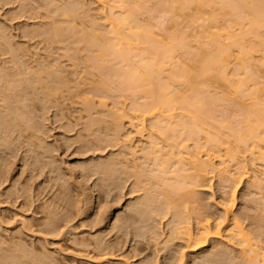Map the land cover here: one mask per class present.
Returning <instances> with one entry per match:
<instances>
[{
	"label": "rangeland",
	"instance_id": "374dc122",
	"mask_svg": "<svg viewBox=\"0 0 264 264\" xmlns=\"http://www.w3.org/2000/svg\"><path fill=\"white\" fill-rule=\"evenodd\" d=\"M71 1L75 6V0H0V264L13 260L17 264H245L242 246L230 235L233 217L261 251L259 264H263L264 181L260 188L250 178L236 180L235 185L216 169L200 184L194 183L196 187L190 185L195 192L190 198V189L173 191L174 195L170 191L171 196L170 188L160 184L163 180L149 179L156 173L144 156L149 139L156 136L154 140L168 149L163 148L166 156L176 148H167L170 140L163 144L159 135L152 134L149 117L144 118L142 136L128 121L123 130L115 128L112 114L123 108L129 113L135 96L117 60L103 63L95 48L85 47L88 38L101 39L104 32L97 1L83 0L91 9L85 8L88 13L76 4L78 15L82 11L85 15L65 16L63 7ZM149 1L144 0L137 19L164 37L169 17L154 6L155 0ZM261 53L249 61H255L250 69L256 75L255 86L263 84L264 98ZM231 64L233 71L236 66ZM37 72H43L59 92L47 95L36 89L33 82L41 78ZM53 82L62 85L56 88ZM15 87L23 89L22 98L16 99ZM228 104L214 105L215 120L240 110L237 102ZM10 110L24 114L35 135L23 125L20 129L17 120L11 122ZM193 140L186 143L194 151ZM263 163L256 161L251 173L262 176ZM168 196L174 197L171 207L177 208H168ZM231 200L228 220L225 205ZM177 212L185 223L175 230ZM206 222L220 235L202 247L199 226ZM188 228L195 234L193 241L186 237Z\"/></svg>",
	"mask_w": 264,
	"mask_h": 264
},
{
	"label": "bare ground",
	"instance_id": "6f19581e",
	"mask_svg": "<svg viewBox=\"0 0 264 264\" xmlns=\"http://www.w3.org/2000/svg\"><path fill=\"white\" fill-rule=\"evenodd\" d=\"M96 1L98 11L104 17L101 23L104 32L107 24L109 29L105 33L99 31L102 35L101 39L94 36L88 38L85 47L95 48L93 50L97 53V59L103 63L112 59L117 60L118 68L136 99L129 113L123 108L115 115L112 114L111 119L115 120V128L118 131L123 130L126 127L125 121H128L130 126L137 128L135 134L142 136L145 127L144 118L149 117L153 121L152 134L159 135L163 144L165 140L167 142L170 140L167 148L168 146L172 149L176 148L173 152L169 149L170 153L167 151L166 156L163 154L166 153L163 151L166 146L163 147L157 142L158 140L155 141L156 136L153 135L152 139V134H148L151 140L149 139L150 144L144 156L152 161L156 169H154L155 175L152 174L153 177L148 178H156L157 183L165 181L159 183L162 185L164 183L170 188L166 192L171 191L173 195L184 188L185 193L190 189L188 197L192 192L195 193L194 183L200 184L216 169L226 180H233L235 185L238 184L236 180L240 182L243 178H250L252 184L260 188L264 181V169L260 170L263 172L262 176L251 171L256 167V161L264 162V98L260 93L263 84L261 87L255 86L256 75L250 69L255 61L249 60L255 59V55L259 52L264 54V0H155L154 6L163 8L166 11H163V14L167 13L169 17L168 32L161 38L148 27L149 25L137 19L144 0ZM74 2L75 6L71 1L73 4L68 5L69 8L63 7L65 16L70 13L78 15L81 10L85 13L87 12L85 8L88 10L90 8L83 0ZM76 4L82 9L77 8ZM189 10L192 12L190 13ZM93 22L95 26L96 20ZM104 22L107 24L105 25ZM81 41L78 43L81 44ZM14 53L13 56L17 57ZM232 62L236 66L233 71L230 70L234 67ZM40 72L36 75H40L41 78L37 83L33 82V86L38 85L36 89L39 87L47 95L58 93L59 89L53 90L50 86L51 80L49 83L45 80L43 72L39 74ZM60 85L62 84H58ZM58 86L56 85V88H59ZM215 86L217 89L219 87L220 91L216 92ZM16 88H12V92L15 90L16 99L22 98L23 89L16 91ZM2 100L5 101L6 96L2 97ZM231 100L240 104L237 108L240 110L236 109L237 112L231 116L233 120L229 114L228 116L223 114L226 118L215 120L213 114L215 112H212L216 107L214 105L224 102L230 105ZM18 110H15L17 111L15 114H13L14 110H10L11 122L18 121V125H23L24 129L30 130L35 135V130L33 131L32 126L28 124L29 120H25L24 114L19 113ZM238 112L241 113L240 118L235 116ZM180 133L185 134L188 140H195H193L196 142L194 151L187 149L188 140L183 139L184 136ZM36 138L41 141L38 136ZM135 152L132 150V153ZM232 163L236 166L230 169ZM190 185L194 187L190 188ZM231 187L233 189V185ZM172 194L168 195L172 196ZM171 196L165 201L168 208L171 207V200L175 202L171 199L174 197ZM225 206L228 219V214L233 212V200ZM173 207L178 206L175 207L174 204ZM175 215L180 217L178 212ZM183 219L185 217H180L175 230L184 227L180 226L185 223ZM232 219L233 227L230 235L238 239L242 246L245 264H259L261 251L250 242L237 219L235 217ZM208 224L206 222L199 226L198 244L202 247L206 246L212 236L220 235L219 230L213 231ZM185 234L189 241L195 235L190 228ZM262 261L264 264V254ZM6 264H17V261L13 260Z\"/></svg>",
	"mask_w": 264,
	"mask_h": 264
}]
</instances>
